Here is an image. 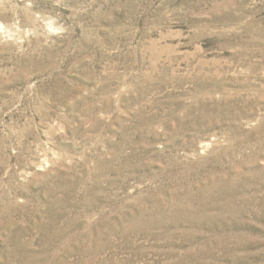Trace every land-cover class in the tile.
<instances>
[{
    "label": "rangeland",
    "instance_id": "rangeland-1",
    "mask_svg": "<svg viewBox=\"0 0 264 264\" xmlns=\"http://www.w3.org/2000/svg\"><path fill=\"white\" fill-rule=\"evenodd\" d=\"M0 264H264V0H0Z\"/></svg>",
    "mask_w": 264,
    "mask_h": 264
}]
</instances>
